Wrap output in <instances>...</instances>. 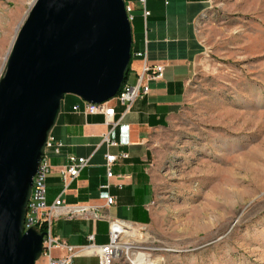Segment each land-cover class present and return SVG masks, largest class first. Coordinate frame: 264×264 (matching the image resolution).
Returning a JSON list of instances; mask_svg holds the SVG:
<instances>
[{
    "label": "rangeland",
    "instance_id": "obj_1",
    "mask_svg": "<svg viewBox=\"0 0 264 264\" xmlns=\"http://www.w3.org/2000/svg\"><path fill=\"white\" fill-rule=\"evenodd\" d=\"M33 2L0 0V78ZM196 32L181 109L148 141L154 200L133 252L154 264H264V0H208Z\"/></svg>",
    "mask_w": 264,
    "mask_h": 264
},
{
    "label": "water",
    "instance_id": "obj_2",
    "mask_svg": "<svg viewBox=\"0 0 264 264\" xmlns=\"http://www.w3.org/2000/svg\"><path fill=\"white\" fill-rule=\"evenodd\" d=\"M124 0H35L0 78V264H35L45 233L24 231L32 181L61 100L100 104L119 92L131 60Z\"/></svg>",
    "mask_w": 264,
    "mask_h": 264
},
{
    "label": "crops",
    "instance_id": "obj_3",
    "mask_svg": "<svg viewBox=\"0 0 264 264\" xmlns=\"http://www.w3.org/2000/svg\"><path fill=\"white\" fill-rule=\"evenodd\" d=\"M124 2L133 7L132 60L128 71L134 76L132 83L125 84L134 85L141 73L142 59L134 54L142 51L144 45L147 63L163 66L161 76L148 82V93L136 99L127 112L115 100L109 102L114 107L113 121L117 123L110 138L118 146L108 152L128 155L117 158L112 167L114 176L109 180L104 166L107 150L101 143L109 125L103 115H84V101L80 98L69 94L63 97L51 131L62 146L58 153L47 150L46 159L52 170L46 181L45 202L51 205L60 197L64 204L90 206L105 218L146 225L151 220L154 200L147 168L148 141L152 132L169 126L181 109L202 50L196 23L208 0H146L149 15L145 21L138 0ZM74 106H79L78 110ZM70 155L88 158L89 164L75 179L64 183L60 169L69 164ZM105 184L108 188L102 187ZM107 196L113 197L115 203L106 205ZM51 233L71 246L89 244L90 235L97 245L108 241L106 220L77 215L56 217ZM84 256L89 255L74 257L73 264Z\"/></svg>",
    "mask_w": 264,
    "mask_h": 264
},
{
    "label": "built area",
    "instance_id": "obj_4",
    "mask_svg": "<svg viewBox=\"0 0 264 264\" xmlns=\"http://www.w3.org/2000/svg\"><path fill=\"white\" fill-rule=\"evenodd\" d=\"M138 2L142 6V17L145 21L149 15V11L145 7L146 0H138ZM124 7L131 24L133 20V7L127 3L124 4ZM134 56L142 59L141 73L138 75L137 81L134 85L123 84L115 97L100 104L83 102L82 112L84 115H103L105 122L109 125L107 132L104 133L101 138V143L105 145L107 150L104 166L106 169V178L108 180L114 176L112 167L117 158L128 157L126 153L121 152L116 155L108 152L110 148L118 146V144L110 138L111 132L117 123L113 121L114 107L110 106L109 102L115 100L117 103L124 106V112H127L136 99L148 93V82L161 76L163 70L162 65L150 66L147 63V49L145 45L143 50L135 53ZM78 108L79 106L73 107L74 110H78ZM61 146L62 144L56 141L50 133L45 144L41 163L33 177L31 195L26 206L23 223L24 231L29 228H36L40 232L45 233L42 238L41 256L35 264H73V258L79 255L95 256L98 259V264H113V262L119 258H123L125 264L127 261H129V264H132L139 255L143 254L140 252L134 253L133 251L142 249L140 246H137L136 243H138L137 239L143 235L145 225L121 219L105 218L90 206L83 204H64L60 197H57L53 204H46V181L51 173L52 167L47 161L45 153L47 150H52L55 153H58ZM68 160L69 164L60 169L64 183L75 179L80 171L89 164L88 158L76 157L73 155H70ZM102 187L108 188V184H105ZM114 203L115 200L113 197H106V205H112ZM59 208H61V210H59ZM72 215L84 218L90 217L92 220H106L108 236L107 243L97 245L94 243V236L90 235L88 237L89 244L84 246H71L58 237L53 236L51 233L53 220L58 216ZM136 233L138 236L132 237ZM128 254L133 256L132 259H129ZM142 258L143 264H151L148 257L142 256Z\"/></svg>",
    "mask_w": 264,
    "mask_h": 264
},
{
    "label": "bare ground",
    "instance_id": "obj_5",
    "mask_svg": "<svg viewBox=\"0 0 264 264\" xmlns=\"http://www.w3.org/2000/svg\"><path fill=\"white\" fill-rule=\"evenodd\" d=\"M35 1V0H34ZM34 3V2H33ZM32 3V4H33ZM32 6V5H31ZM138 236V234L136 233V234H134L132 237H137ZM142 256H144L145 257V255L144 254H142V255H139L138 257H137V259L136 260H134L133 261V263L132 264H143V258H142ZM145 261V260H144ZM151 262H153V261H151ZM150 262V263H151ZM156 261H154L152 264H154Z\"/></svg>",
    "mask_w": 264,
    "mask_h": 264
},
{
    "label": "trees",
    "instance_id": "obj_6",
    "mask_svg": "<svg viewBox=\"0 0 264 264\" xmlns=\"http://www.w3.org/2000/svg\"><path fill=\"white\" fill-rule=\"evenodd\" d=\"M132 58V57H131ZM131 61V60H130ZM130 65V64H129ZM128 70H129V67H128ZM128 72L129 71H127V73H126V76H125V81H126V79H127V76H128ZM124 81V83L123 84H125L126 82ZM121 88H122V86H121Z\"/></svg>",
    "mask_w": 264,
    "mask_h": 264
}]
</instances>
